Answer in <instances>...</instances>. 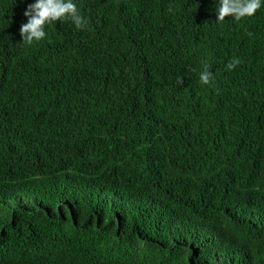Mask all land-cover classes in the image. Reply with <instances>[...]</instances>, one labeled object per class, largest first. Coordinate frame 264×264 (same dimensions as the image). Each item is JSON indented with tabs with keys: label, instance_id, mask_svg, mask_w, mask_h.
<instances>
[{
	"label": "trees",
	"instance_id": "obj_1",
	"mask_svg": "<svg viewBox=\"0 0 264 264\" xmlns=\"http://www.w3.org/2000/svg\"><path fill=\"white\" fill-rule=\"evenodd\" d=\"M34 2L0 0V264H264V6L74 0L27 45Z\"/></svg>",
	"mask_w": 264,
	"mask_h": 264
},
{
	"label": "clouds",
	"instance_id": "obj_2",
	"mask_svg": "<svg viewBox=\"0 0 264 264\" xmlns=\"http://www.w3.org/2000/svg\"><path fill=\"white\" fill-rule=\"evenodd\" d=\"M262 6L264 0H218L217 23H223L227 17L235 21L252 17ZM23 15L27 22L21 24L19 34L23 44L27 45L43 40L46 37L45 26L57 21L70 19L78 30H83L88 25V20L80 14L74 0H35L28 5ZM239 64L240 60L234 58L228 62L226 70L231 71ZM199 79L205 85L212 83L214 76L209 65L205 64ZM177 83L182 84L183 79L178 77Z\"/></svg>",
	"mask_w": 264,
	"mask_h": 264
}]
</instances>
